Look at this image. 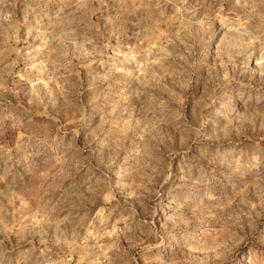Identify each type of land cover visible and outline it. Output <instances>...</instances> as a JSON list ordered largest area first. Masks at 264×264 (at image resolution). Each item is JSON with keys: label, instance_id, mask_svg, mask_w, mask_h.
I'll list each match as a JSON object with an SVG mask.
<instances>
[{"label": "rangeland", "instance_id": "1", "mask_svg": "<svg viewBox=\"0 0 264 264\" xmlns=\"http://www.w3.org/2000/svg\"><path fill=\"white\" fill-rule=\"evenodd\" d=\"M0 264H264V0H0Z\"/></svg>", "mask_w": 264, "mask_h": 264}]
</instances>
